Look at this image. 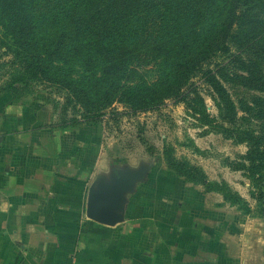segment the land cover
<instances>
[{
	"label": "rangeland",
	"instance_id": "1",
	"mask_svg": "<svg viewBox=\"0 0 264 264\" xmlns=\"http://www.w3.org/2000/svg\"><path fill=\"white\" fill-rule=\"evenodd\" d=\"M263 26L257 0H0V97L30 127L80 134L85 170L144 172L126 194L132 232L203 241L220 216H264V58L245 45ZM219 33L168 95L175 63ZM128 87L155 108L118 101Z\"/></svg>",
	"mask_w": 264,
	"mask_h": 264
},
{
	"label": "crops",
	"instance_id": "2",
	"mask_svg": "<svg viewBox=\"0 0 264 264\" xmlns=\"http://www.w3.org/2000/svg\"><path fill=\"white\" fill-rule=\"evenodd\" d=\"M9 105L0 97V264H264V216H220L203 241L189 231L168 244L132 232L127 206L115 227L89 222L87 180L110 182L118 171L85 170L80 134L30 127Z\"/></svg>",
	"mask_w": 264,
	"mask_h": 264
},
{
	"label": "trees",
	"instance_id": "3",
	"mask_svg": "<svg viewBox=\"0 0 264 264\" xmlns=\"http://www.w3.org/2000/svg\"><path fill=\"white\" fill-rule=\"evenodd\" d=\"M257 1L259 5H261L262 8H264V0H257ZM72 5L74 4L73 3L70 4V6ZM229 13L231 17L235 15V5L234 4L230 6ZM258 36H261L259 41H256L255 43L245 42V45L248 46L247 52L252 51L254 54L257 55V57L264 58V26L261 29V33ZM226 37H227L226 34L220 35L219 33L216 38V41L206 44L205 46H203V48H201V50L198 53H195L192 57H191V54L193 53V51H190L186 59L178 60L175 63L176 78L170 85H168L164 89V91L167 92L168 95L181 97L183 87L188 82L186 78L189 72L194 70L196 66L200 63L199 60H195V55L202 56L206 52L211 50L212 48L217 51H221L225 45ZM178 79L180 80V82L183 81L182 84L177 83ZM162 90L154 91L153 89H151L150 93L153 92L154 93L153 96H156V94H160ZM108 94L109 93H105V96L102 98L105 101L104 103L105 105L114 102V99H116L115 97L113 98L111 94L110 95ZM118 99H119L118 101L127 103L135 110L154 109L158 103L156 100H154V97H153V100L149 99V93H147V95L145 96V94L139 92L135 88H130V87L124 90H121L120 96ZM198 101L202 102V99L198 97ZM262 165L264 166V162L262 163ZM253 180H254V183L256 182L258 186L262 187V185L264 184V174L259 175L257 178H253ZM261 189L262 190L258 192V199H259V206H262L261 212L264 215V188H261ZM243 206H245V204H243ZM246 212H248V210Z\"/></svg>",
	"mask_w": 264,
	"mask_h": 264
},
{
	"label": "water",
	"instance_id": "4",
	"mask_svg": "<svg viewBox=\"0 0 264 264\" xmlns=\"http://www.w3.org/2000/svg\"><path fill=\"white\" fill-rule=\"evenodd\" d=\"M143 173H117L110 182L102 181L92 185L86 201L87 218L109 227L121 224L126 214V194L133 191Z\"/></svg>",
	"mask_w": 264,
	"mask_h": 264
}]
</instances>
